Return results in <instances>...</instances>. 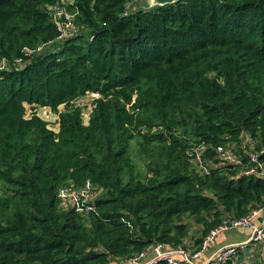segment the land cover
Here are the masks:
<instances>
[{"label":"trees","instance_id":"16d2710c","mask_svg":"<svg viewBox=\"0 0 264 264\" xmlns=\"http://www.w3.org/2000/svg\"><path fill=\"white\" fill-rule=\"evenodd\" d=\"M56 1L0 0V264L193 253L224 219L264 207V178L213 165L219 145L243 162L264 148V0H72L65 38ZM36 107L58 112L57 130ZM198 145L208 173L188 155ZM86 181L88 215L57 197Z\"/></svg>","mask_w":264,"mask_h":264},{"label":"built area","instance_id":"2783aa9c","mask_svg":"<svg viewBox=\"0 0 264 264\" xmlns=\"http://www.w3.org/2000/svg\"><path fill=\"white\" fill-rule=\"evenodd\" d=\"M72 0H58L50 7L52 19L60 31L61 37L65 38L77 31L73 24L74 15L67 12L65 5L71 3ZM126 13V12H125ZM40 47L37 51H40ZM16 63L20 64L19 60ZM6 68V63L0 61V70ZM96 97V94H93ZM204 145L192 147L188 151V155L192 159L195 167L200 173H208V164L204 157ZM264 152V148L257 151L253 148L245 152L246 161L243 162L242 156L234 152L228 145H219L215 148L217 162L213 164L218 165H239L241 166V173L246 176H257L264 178V159L259 157L260 153ZM96 192L90 184L86 181L82 186L75 188L72 185H67L58 190L57 197L67 206L72 207L76 212L88 215L93 209L91 202L96 197ZM245 228L249 229V237L246 241L238 244H229L222 247L216 255L208 259L204 264H233L240 252L245 253L246 247L251 245L264 246V207L253 208L241 218L224 219L222 223L215 229L211 230L202 241L200 248L187 255L188 252L174 248L170 244H155L148 250L154 254L156 260H161L162 264H195L194 260L211 244L215 237L225 231ZM129 259L131 264H138L137 261L143 258L148 251ZM179 253V255L177 254ZM236 263V262H235Z\"/></svg>","mask_w":264,"mask_h":264},{"label":"crops","instance_id":"0c3cea01","mask_svg":"<svg viewBox=\"0 0 264 264\" xmlns=\"http://www.w3.org/2000/svg\"><path fill=\"white\" fill-rule=\"evenodd\" d=\"M250 230L245 228L235 229V230H229L225 232L219 233L214 241L207 246V248L200 254L199 257H197L194 260L195 264H204L208 259L213 257L217 254V252L224 246L229 244H238L240 242H244L249 237ZM249 248V247H248ZM246 247L245 257L250 256V259H255L256 255L258 254L260 257L264 258V246L263 245H254L250 246L248 249ZM179 255V253H177ZM187 255H190L188 252ZM242 255V254H239ZM238 255L237 259H234L233 264H241L242 260H239L240 257ZM242 255V256H243ZM236 262V263H235ZM138 264H162L161 260H156L154 257V254L151 252V250H148L145 254V256L137 261ZM112 264H131V262L127 261H121V262H113Z\"/></svg>","mask_w":264,"mask_h":264},{"label":"rangeland","instance_id":"374dc122","mask_svg":"<svg viewBox=\"0 0 264 264\" xmlns=\"http://www.w3.org/2000/svg\"><path fill=\"white\" fill-rule=\"evenodd\" d=\"M93 99H94L93 94H86L85 96H82L81 98H79L76 102V104L80 105L83 109L84 121H87L89 118L90 109H91V102ZM62 110H63V107L61 106L59 108V111H62ZM31 112H32V110H30V108L27 107L26 114L29 115V114H31ZM35 112L40 118L47 121L48 126L51 129H53V130L58 129V112H54V111H52L46 107H36ZM131 154H132L133 161L136 163V165L138 167L139 166L141 167L142 161L134 149L131 151ZM242 255H239L240 257L238 258L239 260H242L241 264H248L251 261L249 254L247 257H245V255H243V256ZM258 257H260V256L257 254L255 259Z\"/></svg>","mask_w":264,"mask_h":264},{"label":"water","instance_id":"95a60500","mask_svg":"<svg viewBox=\"0 0 264 264\" xmlns=\"http://www.w3.org/2000/svg\"><path fill=\"white\" fill-rule=\"evenodd\" d=\"M180 0H136V8L149 9L153 7H163L178 2Z\"/></svg>","mask_w":264,"mask_h":264}]
</instances>
